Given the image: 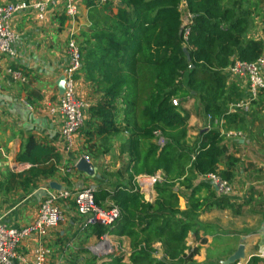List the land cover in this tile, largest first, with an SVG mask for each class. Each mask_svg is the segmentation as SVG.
Here are the masks:
<instances>
[{"label":"trees","instance_id":"obj_1","mask_svg":"<svg viewBox=\"0 0 264 264\" xmlns=\"http://www.w3.org/2000/svg\"><path fill=\"white\" fill-rule=\"evenodd\" d=\"M246 1H109L105 7L110 10L117 2V12L110 10L108 15L101 16L107 18L106 25L94 22L95 28L81 48L87 78L103 93L101 100L90 107L86 134L90 141L97 135L107 143L111 137L128 133L121 152L129 154V180L100 186L94 191L99 206L105 207L110 201L120 208L121 216L111 227L92 225L93 232L98 237L106 233L129 237L130 264L193 263L199 248L188 255L186 239L201 226L198 217L201 211L232 205L230 196L216 192L211 181L203 179L194 186L193 179L210 172L219 173L218 164L226 155L228 169L221 176L229 180L233 175L229 168L238 161L227 154L221 126L214 122L224 119V125L230 128L243 118L239 111H230L228 106V98L240 99L243 94L231 89L228 97L226 69L236 59L255 61L264 48V38L249 37L254 9L253 5L246 6ZM183 2L186 7H182ZM254 5L259 7L255 2ZM186 13L192 15L187 36L186 29L181 33ZM261 32L264 36V25ZM186 95L197 99L212 119L211 127L201 132L191 148L182 143L189 130L190 114L184 106L187 98H182L179 105L172 102ZM120 99L124 104L121 110L117 105ZM120 111L125 116L123 124L118 120ZM158 130L166 140L163 146L156 142ZM51 157L58 160L52 149L40 147L32 138L20 154L21 161L36 167ZM186 158L189 163L183 164ZM37 168L38 174L45 175H54L58 169L56 164ZM159 170L165 181L155 185L158 196L148 201L135 176L154 175ZM176 182L191 190L186 210L180 208ZM202 188L209 191L207 197L199 195ZM155 242L162 243L161 259L153 256ZM261 259L259 255L253 256L250 263L256 264ZM102 264L125 262L123 255L118 254Z\"/></svg>","mask_w":264,"mask_h":264},{"label":"crops","instance_id":"obj_2","mask_svg":"<svg viewBox=\"0 0 264 264\" xmlns=\"http://www.w3.org/2000/svg\"><path fill=\"white\" fill-rule=\"evenodd\" d=\"M19 1L23 0H0V5ZM24 1L35 3L40 0ZM76 2L79 15L74 20L65 12V0L50 2L44 19L39 17L33 7L16 14L12 26L18 33L14 43L17 55L15 57L0 56V218L10 226H25L37 218L40 204L46 195L45 188L51 187L52 181L61 185L62 188L75 191L86 186L99 188L129 180L127 171L129 154L121 152V144L128 138L127 132L111 137L107 143H113L114 148H110L103 156H95L90 149L95 143L97 147L92 145L93 148L99 150L98 144H102L101 137L95 135L90 141L86 131H80L76 135L73 147L68 149L61 131L62 116L51 110L61 95L58 80L63 75L69 60L68 41L71 34L75 33L79 44H82L81 48H84L89 38L87 36H90L95 28L94 17L108 15L110 10L114 12L118 10V1L110 10L105 7V4H99L98 0H76ZM259 38H264L262 32ZM9 68L20 70L27 78L26 81L14 80L8 72ZM227 83L230 88L228 97H231L232 91L242 93V98L246 96L247 81L245 79L229 77ZM77 88L78 94L84 100H86L85 97H90L88 90L93 89L100 95L89 98L90 107L96 105L102 98L103 93L99 92L100 88L93 80L87 78L83 65L77 74ZM240 99L228 98L230 110H232V104ZM195 101V98L187 97L184 104L190 114L188 133L191 132L188 134L190 139H186V143L192 147L196 144L201 132L212 124V119L204 113L202 105ZM257 101L250 122L252 123L250 134H242V137L238 139L224 136V144L228 148L227 154L238 158L229 171H232L233 178H238L242 183L258 180V176L254 174V170L258 168L256 164L254 168L252 167L251 158L253 154L257 157L264 156V92ZM118 102H121L117 104L118 109H123L122 99ZM251 112L244 114L239 110V114L244 117L249 116ZM88 114L90 117V108L86 118ZM119 115H122L121 119ZM119 115L118 120L123 124L125 118L123 111H120ZM225 122L224 119H216L214 123L221 126L223 131L234 129L224 125ZM30 138L40 147L52 149L57 155L58 160L51 157L37 166L43 169L56 164L58 169L54 175L38 174L36 166L20 160V154ZM231 138L234 140H230ZM86 154L98 167L100 177H90L76 168V163ZM227 169V156L224 155L218 164V171L222 174ZM157 173L163 172L159 170ZM201 178L196 176L193 179V185H199L202 182ZM176 189L180 191V208L186 210L187 195L191 190L180 185L179 182H176ZM147 190V193L144 189H141V192L144 193L146 200L154 201L158 196L155 185L147 186ZM235 190V194L229 198L231 202L238 206L243 201L249 200L236 187ZM208 194L209 191L202 188L199 195L207 197ZM110 204H112L110 201L106 203V205ZM59 206L64 213V220L56 228L51 229L45 237V243L52 249L47 264H102L118 254L123 255L125 264H130L132 249L129 237L106 233L117 250L112 254L95 253L93 248L101 242L102 236L98 237L93 232L92 225L85 224L83 216L77 211L74 195L60 202ZM234 214V210L229 207L214 206L201 211L198 216L201 226H197V233L190 232L186 239V253L189 255L195 248H199V252L194 256L195 263L183 264H222L241 243L245 244L246 255L250 254L252 249L245 243L246 232L237 231V227H234L237 225L236 214ZM252 226H254L253 223ZM262 232L264 234V224ZM230 233H235L234 239ZM38 242L36 235L25 238L18 247V253L24 259L19 258L16 264H32ZM95 242L97 243L94 244ZM255 243L251 241L253 247ZM153 246L156 248L153 256L161 259L164 256L162 243L155 242ZM251 257L249 256L248 260ZM243 261L244 259L241 260L242 264Z\"/></svg>","mask_w":264,"mask_h":264},{"label":"built area","instance_id":"obj_3","mask_svg":"<svg viewBox=\"0 0 264 264\" xmlns=\"http://www.w3.org/2000/svg\"><path fill=\"white\" fill-rule=\"evenodd\" d=\"M55 0H40L35 3L27 1L10 2L0 5V56L15 57L17 55L14 43L18 38V33L12 26L13 18L16 14L33 7L40 18L44 19L50 2ZM115 0H98L99 4H105ZM186 6V3L184 2ZM65 12L71 18L78 17V4L76 0H65ZM192 15L186 13L184 23H186V36L189 34L188 24L192 22ZM68 63L63 70L65 76V90L60 95L56 105L51 107L52 111L58 112L62 116L61 131L66 140L67 148L71 149L75 143L76 135L85 124L86 115L90 108L89 103L78 94L77 74L82 68L83 56L81 46L72 33L68 41ZM229 77H236L247 81V94L244 98L232 104V111H242L249 114L252 111L256 100L264 92V48L260 56L252 62L236 59L227 69ZM8 72L16 81L25 82L26 77L20 70L9 68ZM174 105H179V100H172ZM231 111V110H230ZM211 118V117H210ZM223 136L233 138L242 137V132L234 130H222ZM156 142L163 146L166 143L161 131L155 132ZM84 158L91 161L89 155ZM205 180L211 181L220 195H233L231 182L217 172L203 175ZM165 180L161 173L154 175L141 174L136 177V184L139 189H144L147 193V186L155 185L157 182ZM95 187L86 186L75 191L68 188L55 189L45 188L46 195L43 198L37 218L29 224L21 227L10 226L0 218V264H16V260L24 259L18 253L20 243L32 235L38 236V244L35 246V258L32 264H47L52 249L45 242V237L51 229L56 228L63 220L64 213L59 203L74 195V200L78 213L83 216L86 225H103L111 227L121 216V210L116 205L101 207L96 203L94 197ZM107 234L102 236L101 242L93 250L98 254H112L117 250L113 247ZM264 251V250H263ZM262 251V252H263ZM264 253V252H263ZM260 256V255H259ZM263 257V255H261ZM235 264H242L241 260Z\"/></svg>","mask_w":264,"mask_h":264},{"label":"rangeland","instance_id":"obj_4","mask_svg":"<svg viewBox=\"0 0 264 264\" xmlns=\"http://www.w3.org/2000/svg\"><path fill=\"white\" fill-rule=\"evenodd\" d=\"M254 2L258 4L259 7H255ZM246 6H251L253 5V9H254V13H253V26L251 27V30L249 32V37L251 36H256L258 37L261 33V29L264 25L263 21H264V1L263 0H248L245 3ZM65 6V5H64ZM184 6V2L182 3V7ZM252 7V6H251ZM65 9V7H64ZM77 19V16L75 18ZM95 22L98 25H106L107 22V18L105 17H101V16H95L94 17ZM89 37V36H87ZM81 47L82 44L80 43ZM90 94L89 98L92 97H99L100 95L92 90H88L87 91ZM85 97L86 101L88 103H90V99ZM179 100V103L182 101V98H187V95L185 97H181L178 96L176 97ZM191 98V97H189ZM197 104H199L198 100L196 99ZM258 101L256 100L253 106V110L251 112V114L247 117L241 118L240 120L237 121V123L235 125H233L230 128H234V126L236 127V130L234 129H230V130H234L237 132H242L243 135L246 134H250L251 131V120H252V116L254 115V110H255V105ZM121 103V102H120ZM118 102V104H120ZM90 105V104H89ZM179 108H181L179 106ZM121 114V113H120ZM119 115V114H118ZM122 115H119L120 119H121ZM242 116V115H241ZM239 116V117H241ZM89 114L85 120V124L84 126L81 128L80 131H86L88 129V124L87 121L89 119ZM79 131V132H80ZM191 132H189L188 134H190ZM187 136L183 139V144L187 147V148H191L192 145L187 144L186 143V139H190V137ZM237 139V138H234ZM233 138H231L230 140H234ZM194 144V143H193ZM99 145V150H95L94 148H90L91 152L94 154H97L99 156H103L105 153H107L109 151L110 148H114V144L113 143H103ZM97 147V145H95ZM110 146V147H109ZM185 147V148H186ZM108 148V150H106ZM233 151V150H231ZM188 152V149H187ZM252 161L253 163H251L252 167L254 168V164L257 165V170H254V174L255 176H258V180L254 181V182H241L238 180V178H233L234 176H232L228 181L231 182V185L233 186V193L235 194V187L236 189H238L240 192L243 193V195L247 196L249 198V200L247 201H243L242 204H239L238 206L236 204H234L233 202H231V206H228L229 208H232L235 212V221L237 223L236 226L237 227L236 230L237 231H244V235L246 237L245 243L249 245L250 249H252V251H250V254L246 255V258L243 261V264H251L250 260H248L249 256H256L257 254H259L260 256L263 255V257L261 256V260L259 262H257L256 264H264V234L262 232V226L264 224V213H262V211H264V156L261 157H257L255 154L252 155ZM189 161H187V158L184 160L183 164H188ZM249 164V167L251 166ZM211 173V172H210ZM218 173V172H217ZM164 173L161 174L162 178L165 177L163 175ZM252 174V176L254 175ZM191 175V174H190ZM202 178L201 180H203V175H200ZM199 176V177H200ZM165 180L161 181L164 182ZM160 182V181H159ZM157 182V183H159ZM156 183V184H157ZM155 184V185H156ZM181 191V188H180ZM111 205V204H110ZM110 205H105V207H109ZM260 216V218H259ZM257 218V219H256ZM237 219V220H236ZM256 222H255V221ZM255 222V223H254ZM252 223L254 226H252ZM94 226V225H93ZM251 230H252V234H251ZM242 231V232H243ZM232 235V238H235V233H230ZM237 235V234H236ZM252 242H256L254 247H253V243ZM97 242H95L94 244H96ZM252 245V248H251ZM253 248L257 249L253 251ZM263 251V252H262ZM251 257V258H252ZM93 260V259H92ZM252 262V261H251ZM223 264V262H222Z\"/></svg>","mask_w":264,"mask_h":264},{"label":"water","instance_id":"obj_5","mask_svg":"<svg viewBox=\"0 0 264 264\" xmlns=\"http://www.w3.org/2000/svg\"><path fill=\"white\" fill-rule=\"evenodd\" d=\"M186 23H183L181 27V33H183L185 29ZM186 52L187 49H185ZM58 86L60 89V93L62 94L65 90V76L62 75L58 80ZM76 168L80 172L86 173L90 177H100V173L98 172V167L94 165L91 161L86 160L84 157L80 158L79 161L76 163ZM50 186L55 189H61L62 186L57 184L56 182H50ZM246 258V251H245V244L241 243L238 249L231 254L226 260L223 261V264H235L240 260Z\"/></svg>","mask_w":264,"mask_h":264}]
</instances>
